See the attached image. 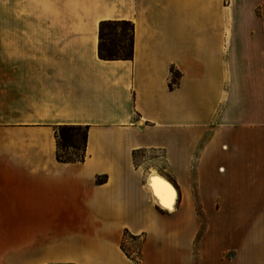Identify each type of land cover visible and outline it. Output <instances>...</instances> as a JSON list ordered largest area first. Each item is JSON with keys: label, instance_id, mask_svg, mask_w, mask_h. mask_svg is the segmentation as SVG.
<instances>
[{"label": "crops", "instance_id": "0c3cea01", "mask_svg": "<svg viewBox=\"0 0 264 264\" xmlns=\"http://www.w3.org/2000/svg\"><path fill=\"white\" fill-rule=\"evenodd\" d=\"M0 264H264V0H0Z\"/></svg>", "mask_w": 264, "mask_h": 264}, {"label": "trees", "instance_id": "16d2710c", "mask_svg": "<svg viewBox=\"0 0 264 264\" xmlns=\"http://www.w3.org/2000/svg\"><path fill=\"white\" fill-rule=\"evenodd\" d=\"M109 25L116 26H127L131 30V36L128 38L125 34L121 35L119 48L122 50L123 54L118 55L115 50L116 47L112 46L111 43H108L104 38V29ZM99 57L102 59L116 60V59H131L133 56V46H134V25L129 21H102L100 23V32H99ZM123 44V45H121ZM60 133L56 134L57 138V159L59 161L68 162V161H83L85 157V148L87 141L88 128L83 126H74V125H63L58 127ZM84 129V148L81 150V154L74 155L73 157H66L60 154L61 143L60 139L64 138L63 131L65 130H77ZM76 149V148H75Z\"/></svg>", "mask_w": 264, "mask_h": 264}, {"label": "rangeland", "instance_id": "374dc122", "mask_svg": "<svg viewBox=\"0 0 264 264\" xmlns=\"http://www.w3.org/2000/svg\"><path fill=\"white\" fill-rule=\"evenodd\" d=\"M124 34L128 38H130L131 30L129 27L109 25L104 29V38L107 40L108 43H111L112 46L116 47L115 52L118 55L123 54L122 50L119 48L118 45H120L121 35ZM58 133H60L59 128H57L56 130V134ZM84 133V129L63 131L62 135H64V138L60 139V154L66 157H73L74 155L81 154V150L84 148ZM126 239L127 240L122 244L123 251L127 256L137 258L140 252L141 243L133 242L129 236H127Z\"/></svg>", "mask_w": 264, "mask_h": 264}, {"label": "bare ground", "instance_id": "6f19581e", "mask_svg": "<svg viewBox=\"0 0 264 264\" xmlns=\"http://www.w3.org/2000/svg\"><path fill=\"white\" fill-rule=\"evenodd\" d=\"M151 178H159L155 170L151 171ZM159 181L158 187L154 188L155 200L164 208L172 209L174 205V192L166 181Z\"/></svg>", "mask_w": 264, "mask_h": 264}]
</instances>
